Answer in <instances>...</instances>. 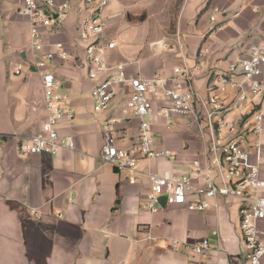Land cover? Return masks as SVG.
Listing matches in <instances>:
<instances>
[{
  "label": "crops",
  "instance_id": "crops-1",
  "mask_svg": "<svg viewBox=\"0 0 264 264\" xmlns=\"http://www.w3.org/2000/svg\"><path fill=\"white\" fill-rule=\"evenodd\" d=\"M68 1L72 8L66 21L42 31L38 54L54 51L56 42L69 53L66 60L55 56L48 65L60 85L61 106L74 111L56 129L61 138L73 137L74 148L22 154L19 144L39 132L47 113L22 0H0V264H247L235 198L218 196L205 211L166 203L155 213L144 201L149 174L192 171L193 161L208 155L214 138L239 135L252 152L250 121L231 111L225 116L228 126L217 131L215 125L208 127L199 106L196 117H157L152 123L155 147L173 151L174 158H140L133 168L103 162L104 133H111L117 147H126L138 119L126 106L129 88L122 84L116 85L108 109L93 110L94 81L82 60L85 42L78 37L84 5ZM107 1L105 33L117 41L107 51L108 62L141 77H170L176 66L197 64L193 84L200 96L207 94L214 73L264 43V0ZM151 99L156 108L164 102L159 95ZM257 102L263 115L259 171L264 177V94ZM171 239L184 245L206 239L209 248L202 255L185 246L172 250L167 246Z\"/></svg>",
  "mask_w": 264,
  "mask_h": 264
},
{
  "label": "built area",
  "instance_id": "built-area-1",
  "mask_svg": "<svg viewBox=\"0 0 264 264\" xmlns=\"http://www.w3.org/2000/svg\"><path fill=\"white\" fill-rule=\"evenodd\" d=\"M107 2L82 0L85 14L78 24V37L85 42L82 60L88 68V77L94 81L90 91L93 110L108 109L116 95V85H126L129 88L126 106L137 117L138 128L126 147H117L111 133L106 131L100 159L117 168H133L140 158H174L173 151L155 147L152 123L157 117H196V107L199 106L208 127L213 129L215 125L220 131L228 126L225 119L227 113H243L251 123L252 152L243 147L244 141L239 135H232L225 141L214 138L208 155L200 161H193L192 171L149 174L150 189L144 203L148 211L155 213L160 208L157 197L166 194L167 204L184 205L190 211H205L211 206V200L218 196L235 198L245 261L247 264H264V177L259 171L263 115L257 108V98L264 94V80L261 78L264 43L251 46L248 55L239 58L228 69L214 73L207 86V94L200 96L193 84L194 76L200 71L197 64L176 66L170 77L158 74L141 77L127 73L121 63L108 62L107 51L114 48L117 41L105 33L102 16ZM71 8L68 0H22L20 12L29 25L32 65L39 75L47 113L39 132L19 144L22 154L54 153L60 146L74 148L73 137L65 135L61 138L56 129L58 122L71 119L74 111L61 106V95L57 92L60 85L48 65L55 56L66 60L69 53L62 42H56L54 51L38 54L44 44L42 31L63 24ZM217 10L215 7L214 11ZM210 20L215 21V18L212 16ZM176 39L177 48L182 49L180 38ZM13 70L19 73L20 68L14 67ZM153 95H159L164 100L157 108L152 103ZM30 212L38 216L34 209ZM167 246L172 250L185 246L192 254L202 255L209 248V243L204 239L196 244L184 245L177 239H171Z\"/></svg>",
  "mask_w": 264,
  "mask_h": 264
},
{
  "label": "water",
  "instance_id": "water-1",
  "mask_svg": "<svg viewBox=\"0 0 264 264\" xmlns=\"http://www.w3.org/2000/svg\"><path fill=\"white\" fill-rule=\"evenodd\" d=\"M157 202L159 203V205L161 207H165V205H166V194H162V195L158 196Z\"/></svg>",
  "mask_w": 264,
  "mask_h": 264
},
{
  "label": "rangeland",
  "instance_id": "rangeland-1",
  "mask_svg": "<svg viewBox=\"0 0 264 264\" xmlns=\"http://www.w3.org/2000/svg\"><path fill=\"white\" fill-rule=\"evenodd\" d=\"M102 17H103V16H102ZM103 21H104V23H105V20H104V19H103ZM106 27H107V26H106ZM106 27H105V29H108V27H107V28H106ZM109 29H111V28L109 27Z\"/></svg>",
  "mask_w": 264,
  "mask_h": 264
}]
</instances>
